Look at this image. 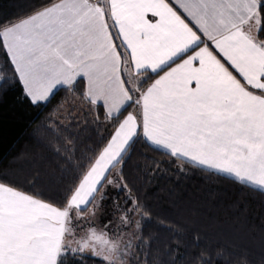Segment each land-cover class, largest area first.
<instances>
[{
    "label": "snow or ice",
    "instance_id": "obj_1",
    "mask_svg": "<svg viewBox=\"0 0 264 264\" xmlns=\"http://www.w3.org/2000/svg\"><path fill=\"white\" fill-rule=\"evenodd\" d=\"M174 4L50 0L17 23L0 24V44L34 103L86 78L90 103L117 125L60 203L0 182V264H66L69 255L84 264L89 248L105 264H125L131 241L93 229L73 247L66 236L113 183L110 169L138 129L172 156L264 189V0ZM146 73L159 78L144 87ZM133 105L138 111L129 112Z\"/></svg>",
    "mask_w": 264,
    "mask_h": 264
},
{
    "label": "trees",
    "instance_id": "obj_2",
    "mask_svg": "<svg viewBox=\"0 0 264 264\" xmlns=\"http://www.w3.org/2000/svg\"><path fill=\"white\" fill-rule=\"evenodd\" d=\"M49 2L0 0V24ZM0 77V182L60 203L117 125L99 104L85 100L84 80L60 88L47 103L33 104L2 44ZM150 77L148 83L157 75ZM75 101L82 102V111ZM67 103L74 105L59 122ZM119 166L130 195L125 208L133 203L141 214L132 264H264V191L172 156L142 135ZM79 259L69 255L66 264ZM84 264L105 262L86 255Z\"/></svg>",
    "mask_w": 264,
    "mask_h": 264
},
{
    "label": "rangeland",
    "instance_id": "obj_3",
    "mask_svg": "<svg viewBox=\"0 0 264 264\" xmlns=\"http://www.w3.org/2000/svg\"><path fill=\"white\" fill-rule=\"evenodd\" d=\"M75 103H78V101H75ZM79 103L82 104V102ZM79 103L78 105L76 104L78 109L76 110L75 108L74 110L82 111L83 108H81ZM73 105L68 103L66 104L64 114L59 119L60 122L65 121V116L69 113L71 110L70 107ZM111 170L109 179L113 183L106 184L97 194L96 203L89 208V211L81 213L80 220L73 221V225H79V227L75 228L73 235L66 236V242H71L73 247H76L77 241L88 239L91 235V230L93 229L98 236L104 234L106 238L111 239H115L117 236H120L125 242L131 241V249L128 255L123 257V259L125 260V264H132L136 252L135 250L139 242L141 214L139 211H134L136 207L133 203H129V206L125 208V204L127 205L126 201H128L127 199L130 195L124 183L120 179V166L112 168ZM101 196H103V199L100 198ZM124 201L126 202L125 204L123 203ZM96 205H99L98 209L96 208ZM94 211L95 215H93ZM125 216L128 220L127 223L122 220V217ZM137 223L139 227H137ZM93 243H96V250L100 251V244L96 241H93ZM86 255L93 256L91 255V248L86 250Z\"/></svg>",
    "mask_w": 264,
    "mask_h": 264
},
{
    "label": "crops",
    "instance_id": "obj_4",
    "mask_svg": "<svg viewBox=\"0 0 264 264\" xmlns=\"http://www.w3.org/2000/svg\"><path fill=\"white\" fill-rule=\"evenodd\" d=\"M57 2H59V1H57ZM105 2H106V0H105ZM167 2L168 3H170V4H173V6L174 7H176V8H178L179 6L177 5V4H174V0H167ZM182 11V10H181ZM186 15V14H185ZM148 16H149V18H152L151 17V13H149L148 14ZM28 17V16H27ZM27 17H24V18H27ZM24 18H22V19H24ZM21 20V19H20ZM17 22H19V20L18 21H16V22H14V23H17ZM13 24V23H12ZM11 25V24H10ZM7 26H9V25H7ZM111 31L113 32V33H115V29H111ZM113 40H114V42L115 43H117V44H119L120 43V41L115 37V35L113 36ZM5 50H6V52H7V54H8V57H9V60H10V62H11V64H12V66H13V68H14V70H15V65L12 63V59H11V55H10V53H8V51H7V49L5 48ZM173 66H175V65H173ZM16 72V71H15ZM16 74H17V77H18V79H19V81H20V84H21V86H22V88H23V90H24V93L27 95V97L29 98V100L33 103V104H44V103H47L52 97H53V95L60 89V88H63V87H65V86H57L54 90H53V92H52V94L50 95V97H49V99H48V101H41V102H38V103H34L33 101H32V99H31V97L27 94V91H26V87H25V85H24V82L20 79V76H19V73L18 72H16ZM125 75H126V73H125ZM133 75H135V73H133ZM145 75H148V76H152V75H155V74H153V73H146ZM160 75H163V72H161L160 73ZM159 78V76H157L155 79H158ZM141 79H143V77H141ZM154 79V80H155ZM84 81H85V84H86V78L85 79H83ZM154 80H152L150 83H148V85H146V86H144V87H147V86H149L152 82H154ZM79 81V80H78ZM0 82H1V77H0ZM74 86V85H73ZM72 86V87H73ZM72 87H70V88H72ZM69 88V87H68ZM141 90H143V88L141 89ZM86 91H87V88H86ZM85 100L87 101V102H89L90 103V101H89V99H88V96L86 95V92H85ZM91 104H97V103H91ZM136 111H138V108H137V106L136 105H133L132 106V108H131V110L129 111V112H136ZM60 122V121H59ZM116 129V128H115ZM115 129L112 131V134L114 133V131H115ZM138 131V135H142V136H144L143 134H142V132H140V130L138 129L137 130ZM145 137V136H144ZM135 138V137H134ZM145 139L147 140V141H149L146 137H145ZM110 140V139H109ZM134 140V139H133ZM109 142V141H108ZM132 141H130V143H131ZM152 145H154V146H156V147H158V148H160V149H162V150H164V151H167V152H169V150L168 149H165V148H163V147H160V146H158V145H155V144H153L151 141H149ZM129 147V146H128ZM128 147H127V149H128ZM170 153V152H169ZM124 155V154H123ZM181 159H184V160H186V161H188V162H191V163H193V164H195V165H197V166H200V167H203V168H206V169H208V170H213V171H215V172H217V173H220V174H223V175H226L227 173H224V172H220V171H218V170H216V169H212V168H209V167H207V166H205V165H199V164H197V163H195V162H192V161H190L188 158H185V157H180ZM110 172H111V169H110ZM226 176H229V177H231V178H233V179H235V177L234 176H232V175H226ZM236 180V179H235ZM239 182V181H238ZM247 185H249V186H251V187H254V188H257V189H260L259 187H257V186H254V185H250V184H247ZM260 190H262V191H264V189H260Z\"/></svg>",
    "mask_w": 264,
    "mask_h": 264
}]
</instances>
